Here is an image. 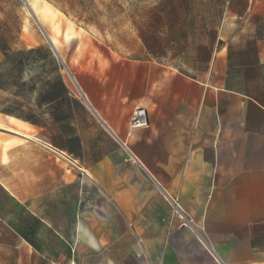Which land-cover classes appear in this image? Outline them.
Segmentation results:
<instances>
[{"label": "crops", "instance_id": "crops-1", "mask_svg": "<svg viewBox=\"0 0 264 264\" xmlns=\"http://www.w3.org/2000/svg\"><path fill=\"white\" fill-rule=\"evenodd\" d=\"M240 1L207 62L87 41L0 90V264H264V0Z\"/></svg>", "mask_w": 264, "mask_h": 264}, {"label": "rangeland", "instance_id": "rangeland-1", "mask_svg": "<svg viewBox=\"0 0 264 264\" xmlns=\"http://www.w3.org/2000/svg\"><path fill=\"white\" fill-rule=\"evenodd\" d=\"M231 1L0 0V72L12 62L3 55L7 49L19 53L12 60L26 62L35 78L67 73L64 62H76L78 46L87 41L110 54L207 62L223 42ZM254 1L241 0L240 10L250 11Z\"/></svg>", "mask_w": 264, "mask_h": 264}, {"label": "trees", "instance_id": "trees-1", "mask_svg": "<svg viewBox=\"0 0 264 264\" xmlns=\"http://www.w3.org/2000/svg\"><path fill=\"white\" fill-rule=\"evenodd\" d=\"M18 52L12 51L11 53L7 50H3V55L5 56V60L12 62H5L4 64L9 65L8 72H0V90L10 91L12 93H16L18 89L22 87V83L19 81V75L21 71L26 67V62H21V60L14 59L12 60V55H18ZM0 111L7 112L5 107H1L0 100Z\"/></svg>", "mask_w": 264, "mask_h": 264}, {"label": "built area", "instance_id": "built-area-1", "mask_svg": "<svg viewBox=\"0 0 264 264\" xmlns=\"http://www.w3.org/2000/svg\"><path fill=\"white\" fill-rule=\"evenodd\" d=\"M148 125V119H147V114L146 110L143 107H137L135 110L132 112L129 122H128V128L129 130H134L138 128H143ZM173 205L176 207V200H172ZM183 225L186 224V222L183 221Z\"/></svg>", "mask_w": 264, "mask_h": 264}, {"label": "bare ground", "instance_id": "bare-ground-1", "mask_svg": "<svg viewBox=\"0 0 264 264\" xmlns=\"http://www.w3.org/2000/svg\"><path fill=\"white\" fill-rule=\"evenodd\" d=\"M28 2V1H27ZM32 9V8H31ZM53 41V40H52ZM0 128H5L3 124L0 123ZM7 129V128H6ZM10 131H13L14 133H17V131L10 129ZM21 134V133H20ZM24 135V134H23ZM26 135V134H25ZM27 136V135H26ZM25 136V137H26ZM31 138V137H30Z\"/></svg>", "mask_w": 264, "mask_h": 264}, {"label": "water", "instance_id": "water-1", "mask_svg": "<svg viewBox=\"0 0 264 264\" xmlns=\"http://www.w3.org/2000/svg\"><path fill=\"white\" fill-rule=\"evenodd\" d=\"M34 16H35V15H34ZM35 18H36V17H35ZM49 41H50V43H51V47L55 50V47L53 46L51 40H49Z\"/></svg>", "mask_w": 264, "mask_h": 264}]
</instances>
